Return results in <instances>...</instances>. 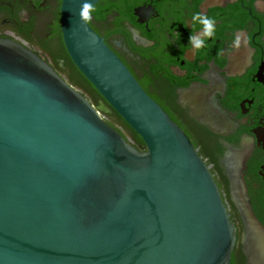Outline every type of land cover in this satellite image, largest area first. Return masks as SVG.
Segmentation results:
<instances>
[{
  "label": "water",
  "instance_id": "water-1",
  "mask_svg": "<svg viewBox=\"0 0 264 264\" xmlns=\"http://www.w3.org/2000/svg\"><path fill=\"white\" fill-rule=\"evenodd\" d=\"M83 2H62L68 55L144 147L37 53L0 38V264H232L238 229L210 167L81 20ZM181 95L200 125L221 128L207 91ZM232 190L246 264H264V225L237 180Z\"/></svg>",
  "mask_w": 264,
  "mask_h": 264
},
{
  "label": "flooded vegetation",
  "instance_id": "flooded-vegetation-1",
  "mask_svg": "<svg viewBox=\"0 0 264 264\" xmlns=\"http://www.w3.org/2000/svg\"><path fill=\"white\" fill-rule=\"evenodd\" d=\"M62 2L0 0V38L26 46L66 78ZM263 6L264 0H102L88 21L189 136L223 194L239 243L243 224L233 180L264 225ZM197 12L216 20L215 36L202 49L189 43L190 35L203 31L191 20ZM237 36L239 48L233 43ZM192 88L209 93V104L223 119L217 132L200 125L184 107L181 93ZM98 102L104 114L117 119L104 100Z\"/></svg>",
  "mask_w": 264,
  "mask_h": 264
},
{
  "label": "trees",
  "instance_id": "trees-1",
  "mask_svg": "<svg viewBox=\"0 0 264 264\" xmlns=\"http://www.w3.org/2000/svg\"><path fill=\"white\" fill-rule=\"evenodd\" d=\"M62 58L65 60V66L69 69V73L66 72L67 77L65 78L72 86L80 89L88 99L97 107L99 108V99L103 98L97 92V90L92 86V84L80 73L77 67L72 62L64 43L62 44ZM109 106V105H108ZM112 109V108H111ZM113 110V109H112ZM117 119H114L110 115L104 114L105 118L107 119L108 123L115 128L118 132H120L127 140L132 142V144L141 149L144 147V142L142 138L133 131L126 122L113 110ZM240 256H241V247L240 243L238 242L237 248L233 254L232 264H241L240 263ZM242 264H245L244 262Z\"/></svg>",
  "mask_w": 264,
  "mask_h": 264
},
{
  "label": "clouds",
  "instance_id": "clouds-1",
  "mask_svg": "<svg viewBox=\"0 0 264 264\" xmlns=\"http://www.w3.org/2000/svg\"><path fill=\"white\" fill-rule=\"evenodd\" d=\"M95 8L90 0H84L80 9V18L81 20L88 22L92 19V13L95 12ZM191 20L193 24L198 23L202 26L203 31L200 33L199 36L197 35H190L189 36V43L195 49H202L205 46V42L209 38H213L215 36V24L216 20L214 17H209L207 14H203L200 12L195 13ZM234 46L236 48L240 47L241 38L237 36L234 40Z\"/></svg>",
  "mask_w": 264,
  "mask_h": 264
}]
</instances>
